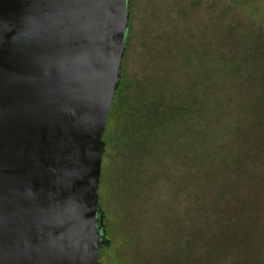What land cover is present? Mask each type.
Masks as SVG:
<instances>
[{"label": "rangeland", "instance_id": "374dc122", "mask_svg": "<svg viewBox=\"0 0 264 264\" xmlns=\"http://www.w3.org/2000/svg\"><path fill=\"white\" fill-rule=\"evenodd\" d=\"M122 64L101 261L264 264V0H134Z\"/></svg>", "mask_w": 264, "mask_h": 264}, {"label": "water", "instance_id": "95a60500", "mask_svg": "<svg viewBox=\"0 0 264 264\" xmlns=\"http://www.w3.org/2000/svg\"><path fill=\"white\" fill-rule=\"evenodd\" d=\"M129 20V0H0V264H100Z\"/></svg>", "mask_w": 264, "mask_h": 264}, {"label": "flooded vegetation", "instance_id": "af4514ba", "mask_svg": "<svg viewBox=\"0 0 264 264\" xmlns=\"http://www.w3.org/2000/svg\"><path fill=\"white\" fill-rule=\"evenodd\" d=\"M123 88H124V75H123V64H122L120 81L118 82V86L115 91V97H114V100L111 106L106 129L103 135V141L105 144V148H104V154L102 158L101 174L104 170L103 168L104 161L109 162V160L113 158V154L109 152V148L111 147L113 148L116 144H118V141L116 138H117L118 125H121L122 116L120 115V111H121V94L123 92ZM132 117L134 118L135 121L134 120L132 121L130 128H131V135L134 138L138 133V113L137 111L132 114ZM107 132H108V135H107ZM98 203H99V194H98ZM101 213L102 214L99 216V220L102 223L99 224V230L102 231L103 237L101 241V248L98 253V261L100 264H107L103 262V260L101 261V259L99 258V256H101V252L110 245V241L107 238V226H108L107 225V214L102 210V208H101Z\"/></svg>", "mask_w": 264, "mask_h": 264}, {"label": "trees", "instance_id": "16d2710c", "mask_svg": "<svg viewBox=\"0 0 264 264\" xmlns=\"http://www.w3.org/2000/svg\"><path fill=\"white\" fill-rule=\"evenodd\" d=\"M133 4H134V0H129V11H130V14H131V9H132V6H133ZM257 42V41H256ZM222 56V55H221ZM231 56H233V53L232 52H230L229 53V55L228 56H226V57H223L222 59L221 58H217L216 60H215V58H214V63H217L221 68H222V66H224V68L227 66V64H229L230 62H232L231 60H232V58H231ZM234 57V56H233ZM238 58V61H241V62H244L245 61V59L243 58V57H235V60ZM226 72V71H225ZM236 72H237V70H236ZM229 73H230V75H231V73L233 74V72H231V71H229ZM223 75H226V73H222ZM217 119V118H216ZM121 121H122V119H121ZM121 125H118V129H117V133L119 132V127H120ZM117 141H119L118 139H117Z\"/></svg>", "mask_w": 264, "mask_h": 264}]
</instances>
